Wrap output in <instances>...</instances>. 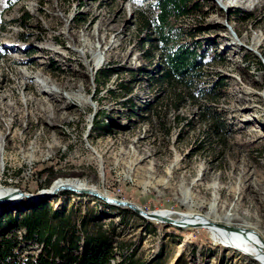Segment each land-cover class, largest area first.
<instances>
[{
    "label": "rangeland",
    "instance_id": "obj_1",
    "mask_svg": "<svg viewBox=\"0 0 264 264\" xmlns=\"http://www.w3.org/2000/svg\"><path fill=\"white\" fill-rule=\"evenodd\" d=\"M199 1L200 15L176 23L206 49L203 85L224 82L209 104L224 122L220 137L207 130L200 94L171 100L152 78L165 45L139 17L153 18L157 0H0V197L63 184L169 222L64 189L1 202L0 217L64 207L88 229L101 224L141 263L264 264L252 247L236 246L242 252L208 225L180 222L202 216L264 245V0ZM104 69L111 73L96 87ZM96 115L102 132L92 130Z\"/></svg>",
    "mask_w": 264,
    "mask_h": 264
},
{
    "label": "trees",
    "instance_id": "obj_2",
    "mask_svg": "<svg viewBox=\"0 0 264 264\" xmlns=\"http://www.w3.org/2000/svg\"><path fill=\"white\" fill-rule=\"evenodd\" d=\"M157 1L158 11L153 18L149 19L144 15L139 17L140 25L152 29L156 41L165 45L159 54L160 67L152 78L167 88L171 100L184 96L194 98L195 93L200 94L204 99L203 109L209 115L207 130L220 137L219 131L224 128V122L209 104L220 97L224 82L219 81L213 87L203 85L206 49L196 41L186 42L183 39L185 33L176 23L200 15L203 6L199 0ZM195 28L201 29V25ZM190 36L193 40L196 33H190ZM110 73L106 69L98 70L94 76L96 87L97 77H108ZM117 89L125 92L123 86H117ZM92 130H105L103 120L98 115L93 118ZM48 183L49 181L47 185ZM94 199L105 208L131 212L149 223L129 209ZM95 219L99 220L96 217L92 221ZM19 229L22 231L20 234L17 232ZM120 245L101 224L88 229L84 219L78 222L64 207L50 210L35 205L21 215L8 214L0 217V264H152V259L143 263L137 261L134 249L124 253ZM34 246L38 248L36 254L31 253ZM23 251L27 253L20 257ZM116 253L120 256L119 259Z\"/></svg>",
    "mask_w": 264,
    "mask_h": 264
},
{
    "label": "water",
    "instance_id": "obj_3",
    "mask_svg": "<svg viewBox=\"0 0 264 264\" xmlns=\"http://www.w3.org/2000/svg\"><path fill=\"white\" fill-rule=\"evenodd\" d=\"M61 189L86 192V193H89V194H91L93 196H96V197L104 200L107 203L128 207L132 211H134L136 214H138L139 216H141L143 218H148V219L150 218V219H155V220H159V221L169 222V218L167 216L160 215V214L154 213V212H150V213L149 212H145V211H143L140 207H138L134 203H131V202H128V201L110 199V198L102 196V195L98 194L97 192H95L93 190H90V189L77 190V189L71 188V187H69L67 185H63V184H57L56 186L52 187V189L50 191H42V192H40V193H38L36 195L24 194L18 189H13L12 190L13 194L12 195L8 194L7 196H4L3 198H0V202L1 201H5L7 199H10L11 197H18V198L27 197L29 199H40V198H43V197L44 198H50L53 195H55V193L58 190H61ZM182 223L184 225H186L185 222H182ZM204 224L210 225V223L208 224L207 221H205V220H199V221L195 222L193 225H204ZM227 244L229 246L237 248L236 247L237 245L234 246V244H232V242L231 243H227ZM237 249L243 252L242 249H239V248H237ZM252 257L257 260L255 255H253Z\"/></svg>",
    "mask_w": 264,
    "mask_h": 264
},
{
    "label": "bare ground",
    "instance_id": "obj_4",
    "mask_svg": "<svg viewBox=\"0 0 264 264\" xmlns=\"http://www.w3.org/2000/svg\"><path fill=\"white\" fill-rule=\"evenodd\" d=\"M236 1L240 2L243 0H236ZM3 192L4 191L0 190V195L3 194ZM8 194L12 195L13 192L10 191ZM8 194H6L4 196H7ZM4 196H1L0 198H3ZM12 198L13 197H11L10 199H12ZM10 199H7V200H10ZM7 200H5V201H7ZM1 202H4V201H1ZM154 213H156V212H154ZM160 215H164V213L160 214ZM166 215H168V214L166 213ZM189 220L188 221L183 220L181 222H185L186 225L189 226V225H193L195 222H197L199 220H205V221L210 223V225H208L207 228L211 229V231H213L214 233L217 234V236L216 235L215 236L218 240H220L221 242L227 241V243L232 242V244L237 245L241 248H246V249L250 246V248L252 247V249L254 251L253 253L256 256L257 260H259L258 258H260L262 261H264V249H263L264 245L261 241L260 242H261V245L263 247L260 244H258L257 241H254V239L249 238L248 236H244V235H241L239 233H236V231L234 229H231L229 227H224V226H221L220 224L213 223L210 220L204 219L202 216H201V218H197V216L193 215V218H191L190 221ZM204 225L207 226V224H204ZM210 226H213V227H210Z\"/></svg>",
    "mask_w": 264,
    "mask_h": 264
}]
</instances>
